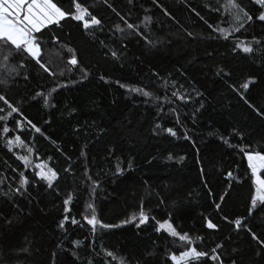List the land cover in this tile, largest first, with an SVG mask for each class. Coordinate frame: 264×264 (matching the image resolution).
I'll use <instances>...</instances> for the list:
<instances>
[{
  "label": "trees",
  "instance_id": "16d2710c",
  "mask_svg": "<svg viewBox=\"0 0 264 264\" xmlns=\"http://www.w3.org/2000/svg\"><path fill=\"white\" fill-rule=\"evenodd\" d=\"M58 2L65 10L73 4ZM80 2L102 26L85 30L66 18L43 31L42 61L54 76L27 53L12 58L10 67L18 74L5 77L0 69V80H7L0 93L22 113L8 116L10 109L0 101V117L6 118L0 120V264H119L120 258L125 264H174L170 255L185 250V243L157 231L164 220L187 233L195 241L191 246L209 253L191 264H218L210 259L212 249L223 264H264V245L258 242L264 241V211L249 214L254 185L240 151L264 147L259 7L237 0L253 22L233 32L238 25L222 8L225 0ZM221 28L231 33L227 39ZM240 42L261 51L244 53L235 48ZM72 54L77 66L67 63ZM249 77L254 83L244 90ZM54 87L45 106L36 94L47 95ZM16 136L24 144L9 149L6 141ZM25 155L29 167L19 159ZM42 161L59 174L52 187L36 176L35 165ZM21 172L29 181L22 195L15 193ZM90 203L98 220L115 227L98 225L93 232L84 220ZM141 210L148 216L143 224ZM209 220L216 228L207 227Z\"/></svg>",
  "mask_w": 264,
  "mask_h": 264
},
{
  "label": "snow or ice",
  "instance_id": "6c2138e0",
  "mask_svg": "<svg viewBox=\"0 0 264 264\" xmlns=\"http://www.w3.org/2000/svg\"><path fill=\"white\" fill-rule=\"evenodd\" d=\"M107 3V0H104ZM251 3L259 7V10L255 16V20L264 22V0H251ZM111 7V5H108ZM222 8L227 12V14L231 17L232 23L237 24L238 26L233 29V32H239L241 29L245 27V24H250L253 22V15L250 14L248 10H246L237 0H225V3L222 5ZM219 11L220 9H216ZM66 18H71L72 20L78 21L82 23V26L85 30L100 28L102 26V20L97 18L96 15H93L89 10V7L85 6L80 2V0H73L72 7L69 10H65L58 0H0V69H3V74L5 77L11 75L12 73L18 74L17 67H10V63L12 58L20 53H27L35 62L50 76H54L55 72H53L50 66L42 61V49H41V40L40 36L43 34V31L51 25L60 26L61 21H64ZM145 21H148L150 18L145 17ZM119 29V25L116 26ZM126 27L128 29H135L136 25L133 23H127ZM123 31L122 29H120ZM223 35L224 38L227 39L231 33L228 32L227 29H218ZM141 35H143L141 33ZM147 39V37H144ZM150 42V41H149ZM151 43V42H150ZM255 43L260 45L262 42L256 40ZM235 48L241 49L244 53L247 54H255L257 51H261V49L254 48L252 44H245L244 42H240L235 45ZM235 50V49H234ZM67 51L69 53H73V49L68 48ZM112 56L116 57L117 53L112 52ZM67 63L71 66L78 65V59L75 54H72ZM23 62H20L18 67H23ZM83 72V70H81ZM223 71V70H221ZM84 78H87V73L83 72ZM27 79V77H25ZM103 79V77H101ZM254 83L253 78L249 77L242 85L241 88L247 90L249 88V84ZM0 84H7L6 79L0 80ZM59 87V86H57ZM121 87H125V85H121ZM132 92H142L144 96H150L151 94L147 91H143L139 88H131ZM56 88L54 87L47 95L43 92H38L36 95L41 96L44 99L45 106L49 105V98L52 95V92H55ZM175 96L176 93H173ZM180 99H185V97H179ZM0 101H2L7 107L10 109L8 112V116H11L12 113H20V109L18 107L13 106L7 97L0 93ZM22 115V113H20ZM264 115V113H261ZM6 119L5 117H0V120ZM26 119V118H25ZM17 126H20L21 121H14ZM28 125H31L36 132H40V128L36 127L35 124H32L30 120L27 121ZM159 127V125H157ZM3 133H8L10 129L5 126L2 129ZM164 131L171 134L173 137L176 136V132L173 128H166ZM185 138H188L185 136ZM242 138V137H241ZM9 149L15 143L17 146H22L24 141L21 140L20 136H16L13 139H8L6 141ZM225 143L227 141L225 140ZM248 148L250 150H245V148H241L240 151L243 152V155L247 160V168L250 170L252 183L254 185V195L250 200L249 214L251 215L253 211H264V147L259 149L251 148L249 145ZM27 151L29 153L32 152L31 148H28ZM83 154V153H82ZM171 158V157H169ZM19 159L23 161L25 167L31 166V161L27 155L20 156ZM129 168L131 167V163H129ZM36 169H39L36 172V176H38L41 180L47 182L49 187H52L53 182L58 179V172L54 170L52 167H49L47 163L40 162L35 165ZM67 171V169L65 170ZM124 169L120 168L117 165L116 172L117 174H121ZM85 174L87 175V169H85ZM229 177L232 176V173L229 172L227 174ZM89 180L92 178L87 177ZM3 183V180H0V184ZM92 183L98 186V181H92ZM20 187L15 189V193L23 194V192L27 191V185L29 181L27 177L24 176L23 172L20 173L19 180ZM95 189H93L94 191ZM220 199H223L221 196ZM72 201V195L69 194L66 199H64L63 203L65 205V211H68L67 206ZM259 204V208H258ZM219 208V204L216 205ZM88 209H91L90 215H85L84 220L88 225L91 226V230L94 232L96 227L99 225L101 228H110L115 227V225L104 224L102 221L97 219L95 208L93 204L87 205ZM140 223L143 224L148 220V216L145 215L143 210L140 211ZM69 219L68 216H65L60 221V227L64 226L65 221ZM136 217H131V220H135ZM131 221H122L121 223H129ZM72 224H77L78 221L73 218L71 219ZM159 230H164L168 232L172 237H178V239L185 243V250L179 252V254L172 253L170 255L171 261L174 264H191L193 261H200L202 258L209 257V253L198 250V247L191 246L195 243V241L188 236L187 233H179L176 228L169 220H164L163 222H157ZM241 221L237 219L235 224L237 227L240 226ZM139 227V224L137 225ZM207 227L212 229L216 228V225L211 222V220L207 221ZM249 231H251L249 229ZM252 238L257 239L255 233H252ZM199 239V238H197ZM260 244L264 245V241H258ZM77 246L81 244V241L74 242ZM217 247H221L217 245ZM107 257L116 260L117 257L112 251L106 252ZM212 261H217L218 264H223V261L220 259L219 254L216 253L215 249H212V255L210 256ZM91 264V261L88 262ZM103 264V261H101ZM119 264H125L123 258L119 259Z\"/></svg>",
  "mask_w": 264,
  "mask_h": 264
}]
</instances>
